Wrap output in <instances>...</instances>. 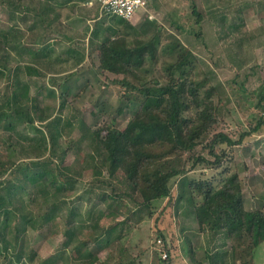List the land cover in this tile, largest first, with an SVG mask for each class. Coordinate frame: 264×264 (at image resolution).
<instances>
[{
	"label": "rangeland",
	"instance_id": "rangeland-1",
	"mask_svg": "<svg viewBox=\"0 0 264 264\" xmlns=\"http://www.w3.org/2000/svg\"><path fill=\"white\" fill-rule=\"evenodd\" d=\"M45 2L15 0L18 8L0 3V30L10 29L9 36L13 39V47L0 48V70L3 71L0 74V107L7 99L2 95L9 89L6 87L8 78L16 70L30 86V100L36 97L39 106L29 105L33 123L15 122V151L4 135L6 117L1 118L0 164L9 167L14 160L46 159V167L58 176L59 185L47 184L50 201L55 203L52 211L58 217L42 227L44 216L49 213L42 194L39 193L33 202L28 195L18 197L17 208L12 214L7 219L0 215V235H5L8 242V249H3L0 236V264H41L43 259L53 255L57 256V261L51 264H85L84 257L75 260L72 246L100 231L101 226L94 227L96 216L102 215L100 223L107 226L125 219L116 209L120 202L134 206L127 195L115 196L119 201L108 197L113 189L115 194L127 187L121 177L110 178L105 169L95 174V164L99 165L100 157L94 148L97 144L94 131L105 134V125L111 122L124 128L132 115L131 109L138 108L136 102L129 108L127 99L112 84L116 75L103 71L99 65L98 43L107 36L109 26L120 28L121 25L113 17L101 14L97 5L89 7L83 0H52L53 9L47 13L55 20L49 26L35 13V9L40 11L49 4V0ZM193 4H197L203 14L201 24L196 23L192 13ZM149 10L154 15L152 19L141 11L131 22L146 39L160 35V49L172 40L170 35H174L193 50L197 57V74L206 76L209 84L216 87L219 96L215 97L216 101L222 100L223 118L217 130H225L238 139L241 132L249 129L251 118L262 113L255 107L257 96L253 93L264 80V0H152ZM12 24L14 29H11ZM30 50H43L45 56L35 63L28 54ZM167 60L171 57L160 55L156 75ZM29 65L41 73H27ZM12 106L3 107L0 112L8 114ZM40 110L45 113L44 120L38 117ZM56 118H60L61 136L54 144L48 128L55 126L53 120ZM245 140L229 152L221 167L198 165L185 176L175 178L172 197L156 203L153 217L139 224L134 218L127 222L126 225L130 223L136 227L131 232L125 227L123 232L128 234L125 241L114 240L102 250L95 244L91 246L96 256L95 264H126L131 257L136 258L134 264H157L153 251H161V256L165 247L153 243L162 233L166 245L171 248L173 264H194L189 253L190 243L196 249L197 261L203 264H210L204 258L205 251L215 256L213 260L220 264H236L230 238L222 233L200 231L187 179H208L218 184L224 168L238 170L246 209H264V133ZM60 172L73 180H67L64 175L59 178ZM17 182L19 180L10 170L0 175L1 188L4 183ZM28 189L37 190L32 186ZM104 196L106 200L102 199ZM70 209L79 212L73 218L75 222L72 220L71 227L76 231L72 242L68 233ZM26 214L32 221L26 223V232H15V225L22 220L19 216ZM20 253L23 256L18 259ZM253 261L264 264V242L255 249Z\"/></svg>",
	"mask_w": 264,
	"mask_h": 264
},
{
	"label": "trees",
	"instance_id": "trees-1",
	"mask_svg": "<svg viewBox=\"0 0 264 264\" xmlns=\"http://www.w3.org/2000/svg\"><path fill=\"white\" fill-rule=\"evenodd\" d=\"M50 1L52 2L49 0V4L40 11L35 9L39 20L49 26L55 20L47 13L53 9L54 4ZM47 2L48 0L45 4ZM0 3L5 7L18 8L15 0H0ZM12 13L11 17L14 18V12ZM192 13L196 16V23L201 24L203 14L198 10L197 4H193ZM109 17H113L121 27L109 26L106 29L107 36L96 48L99 65L103 71L116 75L112 84L117 87L120 95L127 99L129 108L132 102L138 103V108L131 109L132 115L124 128H119L111 122L105 125V134L99 130L94 131L97 141L94 148L100 157L99 165L95 164V174H100L105 169L110 178L121 177V182L127 187L115 194L113 189L108 197L119 201L120 199H115V196L123 198L122 194L127 195L130 198L128 201L134 206L128 202H120L116 209L125 216V219L116 220L107 226L100 223L102 215L95 217L97 222L94 227L101 226L100 231L92 238L81 239L72 246L75 260L84 257L85 264L96 262L91 246L95 244L104 249L112 245L114 240L125 241L124 238L128 235L127 232H123L125 227L129 229L128 232L136 227L130 223L126 225L128 221L134 218L135 223L139 224L146 218L153 217L157 210L156 203L172 197V183L175 178L185 176L198 165L221 167L235 146L242 145L251 135L264 133V80L259 90L253 93L257 96L255 107L262 113L251 118L249 129L241 132L238 139H234L227 131L217 130L223 118L222 100L219 98L216 101L219 97L216 94V87L209 84L206 76L199 77L197 74V57L192 49L174 35H170L172 40L160 49V35L146 39L131 20L115 15ZM11 29H14V24L11 25ZM10 33V29L0 30V48H8L9 45L13 47ZM46 52L50 53L48 50ZM28 54L35 63H38L40 57L45 56V51L30 50ZM160 55L169 56L171 60H167L156 75ZM26 71L30 74L41 73L38 68L31 65L26 67ZM0 74H3L2 70ZM8 82L6 87L9 89L2 95L7 97L3 107H11L13 104L12 112L6 114L5 111H1L0 123L3 120L1 118L5 116L7 119L5 118L4 135L11 141L9 147H14L15 151L17 145V138L14 136L15 122L33 123L29 107L39 106L36 97L30 100V86L20 77L18 70L9 76ZM3 107L1 106L0 110ZM44 114V111L40 110L38 117L44 120ZM53 121L55 126L47 127H51L48 128V134L55 144V140L61 136L58 127L60 118ZM0 166L1 176L10 170L14 173V178L19 180L13 184L4 183V187H0V215L7 219L12 210L17 208L18 197L21 195H28L29 200L33 202L41 193L42 200L49 208V213L44 216V222L41 223L42 227L58 217L52 211L55 203L50 201V190L47 188L48 182L57 184L58 176L46 167L48 166L46 159L14 160L10 161L9 167L5 163H1ZM221 173L222 177L218 184L208 179H187L191 198L195 202L193 213L200 231L222 233L231 239L232 255L236 264H254L255 249L264 242V209H246L243 182L238 170L226 167ZM62 175L64 174L60 172L59 178ZM64 178L73 180L71 176L64 175ZM28 186L37 190L28 189ZM182 197L183 195H180V198ZM102 199L106 200V197ZM69 211L68 233L72 242V235L76 232L74 226L71 227L72 220L74 221L73 218L79 212L74 209ZM26 216L27 214L19 216L22 220L15 225V232H26V223L32 222ZM162 234L155 241L158 238L164 241L168 258L163 259L158 251H153L154 260L157 264H173L171 248L166 245ZM0 236L3 249L7 250L8 242L5 235ZM189 253L194 264H203L197 261V252L192 243L189 245ZM22 256L20 253L18 259ZM204 258L208 259L210 264H220L213 260L215 256L207 251L204 252ZM30 259L32 261L34 256H30ZM56 261L57 256L53 255L43 259L41 264ZM127 261L126 264H134L136 258L131 257V260Z\"/></svg>",
	"mask_w": 264,
	"mask_h": 264
},
{
	"label": "built area",
	"instance_id": "built-area-1",
	"mask_svg": "<svg viewBox=\"0 0 264 264\" xmlns=\"http://www.w3.org/2000/svg\"><path fill=\"white\" fill-rule=\"evenodd\" d=\"M152 0H87L86 5L92 7L97 5L101 14L109 16H119L126 20H132L141 11L149 19L154 15L150 13L149 7ZM157 247L164 246V241L161 238L156 240ZM165 247V246H164ZM159 250V249H158ZM161 252V251H159ZM163 259L168 258V252L164 249L161 253Z\"/></svg>",
	"mask_w": 264,
	"mask_h": 264
},
{
	"label": "crops",
	"instance_id": "crops-1",
	"mask_svg": "<svg viewBox=\"0 0 264 264\" xmlns=\"http://www.w3.org/2000/svg\"><path fill=\"white\" fill-rule=\"evenodd\" d=\"M84 4H86V1L84 2Z\"/></svg>",
	"mask_w": 264,
	"mask_h": 264
}]
</instances>
